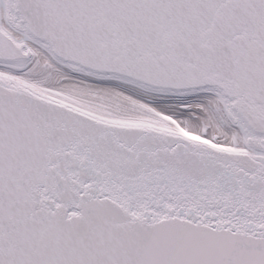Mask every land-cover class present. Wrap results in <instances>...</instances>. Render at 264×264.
<instances>
[{
    "label": "snow or ice",
    "instance_id": "1",
    "mask_svg": "<svg viewBox=\"0 0 264 264\" xmlns=\"http://www.w3.org/2000/svg\"><path fill=\"white\" fill-rule=\"evenodd\" d=\"M0 264H264V0H0Z\"/></svg>",
    "mask_w": 264,
    "mask_h": 264
}]
</instances>
